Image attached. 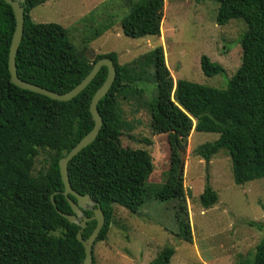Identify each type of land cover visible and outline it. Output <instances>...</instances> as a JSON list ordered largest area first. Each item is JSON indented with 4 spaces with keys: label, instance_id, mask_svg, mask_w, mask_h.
Listing matches in <instances>:
<instances>
[{
    "label": "trees",
    "instance_id": "obj_1",
    "mask_svg": "<svg viewBox=\"0 0 264 264\" xmlns=\"http://www.w3.org/2000/svg\"><path fill=\"white\" fill-rule=\"evenodd\" d=\"M46 1L27 0L25 4L24 36L16 56L22 79L66 92L102 57L112 58L117 67L113 86L98 104L103 127L96 140L69 163L73 188L90 193L105 212L106 224L97 241H104L109 234L113 204L137 213L153 197L177 200V237L193 243L190 189L184 184V171L180 175L181 150L187 149L193 130L219 134L214 142L198 146L196 153L211 161L226 150L236 183L264 177V0H212L219 3V25L232 19H242L247 25L241 38L242 63L225 88L187 79L175 81L162 45L126 64L120 63L116 51L98 54L91 61L76 51L66 27L33 21L31 10ZM126 1L131 7L120 22L123 33L135 38L160 36L165 0ZM15 27L12 6L0 0V264H82L85 249L77 239L80 227L58 212L52 195L60 210L72 212L62 193L59 160L93 128L90 104L108 68L102 67L69 101L23 89L12 82L9 70ZM108 28L104 26L87 40H94ZM201 68L208 76L226 72L207 55L201 57ZM147 80H153L157 87V95L147 101L152 130L167 133L171 149L170 169L162 184L150 181L155 167L150 151L122 142L125 119L119 98H126L130 92L143 94ZM131 138L137 141L135 136ZM140 141L152 144L148 138ZM218 198L217 191L207 183L201 194L202 205L210 208ZM85 214L91 216L93 212L85 210ZM96 224V220L87 223L84 238ZM175 252L168 245L151 264H171ZM240 264H264V238L254 256Z\"/></svg>",
    "mask_w": 264,
    "mask_h": 264
},
{
    "label": "rangeland",
    "instance_id": "obj_2",
    "mask_svg": "<svg viewBox=\"0 0 264 264\" xmlns=\"http://www.w3.org/2000/svg\"><path fill=\"white\" fill-rule=\"evenodd\" d=\"M130 7L126 0H49L34 7L30 14L35 22H56L66 27L76 51L91 61L98 54L116 51L120 63L126 64L162 45L175 81L187 79L218 88H225L240 67L241 38L247 25L242 19L219 25L218 2L165 0L161 35L140 38L122 31L120 22ZM104 26H109L108 30L87 40ZM203 55L223 65L226 72L206 75L201 68ZM143 87L141 95L130 92L126 98H119L125 119L122 142L150 151L155 165L150 181L162 184L170 169L169 136L152 130L147 101L157 95L156 83L147 80ZM144 138L152 140V144L140 141ZM218 138V133L193 130L184 150V184L190 189L188 206L194 242L177 237L176 199L148 198L137 213L113 204L109 234L94 245L97 264H151L168 245L176 250L171 264H240L254 256L257 244L264 238V177L238 184L226 150L211 161L196 153L198 146ZM207 183L219 196L210 208L201 203ZM250 221L257 224L250 225Z\"/></svg>",
    "mask_w": 264,
    "mask_h": 264
},
{
    "label": "water",
    "instance_id": "obj_3",
    "mask_svg": "<svg viewBox=\"0 0 264 264\" xmlns=\"http://www.w3.org/2000/svg\"><path fill=\"white\" fill-rule=\"evenodd\" d=\"M26 1L27 0H6V2L12 6L16 18V27L9 52V70L11 80L14 84L23 89L46 95L52 99L69 101L80 94L92 82L102 67L105 66L108 68L107 77L103 84L95 92L90 104V111L94 120L93 128L59 160L60 173L64 183V190L62 193L68 199L72 212L69 213L60 210L56 205V201L53 197L54 194L52 195V203L56 206L58 212L62 216L66 217L71 223H76L80 227L77 233V239L83 244L85 249V257L82 264H94V245L106 224V215L100 201L94 199L90 193L82 194L73 188L69 176V163L85 147L93 143L99 135L100 130L103 127L104 119L99 111L98 104L113 86L117 77V67L112 58L108 56L102 57L93 64V68L81 82L66 92H57L42 85L22 79L18 74L16 56L24 36ZM185 158L186 152L181 150L180 175L185 169ZM72 196H74L75 199L72 198ZM85 210H91L93 214L91 216H87L85 214ZM91 220L97 221L96 227L87 238H84V229L87 226V223Z\"/></svg>",
    "mask_w": 264,
    "mask_h": 264
},
{
    "label": "crops",
    "instance_id": "obj_4",
    "mask_svg": "<svg viewBox=\"0 0 264 264\" xmlns=\"http://www.w3.org/2000/svg\"><path fill=\"white\" fill-rule=\"evenodd\" d=\"M174 256V255H173Z\"/></svg>",
    "mask_w": 264,
    "mask_h": 264
}]
</instances>
